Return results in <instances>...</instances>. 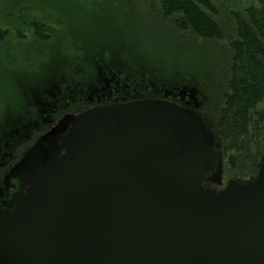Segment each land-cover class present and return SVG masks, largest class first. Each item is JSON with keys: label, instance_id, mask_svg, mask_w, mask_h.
Instances as JSON below:
<instances>
[{"label": "water", "instance_id": "1", "mask_svg": "<svg viewBox=\"0 0 264 264\" xmlns=\"http://www.w3.org/2000/svg\"><path fill=\"white\" fill-rule=\"evenodd\" d=\"M221 164L204 119L166 100L66 114L8 173L25 193L0 206V264H264V157L210 191Z\"/></svg>", "mask_w": 264, "mask_h": 264}, {"label": "rangeland", "instance_id": "2", "mask_svg": "<svg viewBox=\"0 0 264 264\" xmlns=\"http://www.w3.org/2000/svg\"><path fill=\"white\" fill-rule=\"evenodd\" d=\"M122 1L127 3L125 13L130 17L125 19L131 26L147 28L155 15L163 22L161 26L173 27V20H162L159 0ZM257 1L220 0L215 3L220 13L218 23L224 33L223 44L198 46V50L216 55L213 66H206L210 61L207 56L199 68L201 72L204 68L209 75L210 89L202 85L198 89L181 90L179 87H164V96H150L154 85H134L123 80L121 75H115L112 67L108 69L109 64L105 67L101 63L106 58L103 53L72 59L76 56L72 54L75 42H96L100 35L110 32L106 26L111 18L120 15L113 11L119 8V0H0V206L7 210L16 192L25 193V187L17 179L8 177L10 169L74 108L91 109L143 98L166 100L196 111L206 123L216 127L224 104L223 96L229 93L233 59L229 44L237 38L238 17H245L247 9ZM23 5H44L40 7L47 10L46 20L51 23L50 28L37 30L30 24L20 28L16 13ZM149 31L156 33L154 27ZM49 36L53 45L58 46L53 51L59 56L45 54L43 47L47 46L41 42L38 46L34 44L36 39ZM19 44L22 46L16 47ZM65 45L69 52L63 54L61 46L64 48ZM39 51L43 53L40 58L35 54ZM75 64L83 68L84 74L74 69ZM135 90L144 91L135 94ZM220 172V181L206 179L203 186L213 192L224 190L229 181L223 177L222 164ZM3 194L8 196L7 200L2 199Z\"/></svg>", "mask_w": 264, "mask_h": 264}, {"label": "trees", "instance_id": "3", "mask_svg": "<svg viewBox=\"0 0 264 264\" xmlns=\"http://www.w3.org/2000/svg\"><path fill=\"white\" fill-rule=\"evenodd\" d=\"M119 1V8L113 11L120 15L111 18L106 26L110 32L100 35L96 42H75L73 48L77 50L73 49L72 54L76 56L72 59L103 53L106 58L101 63L105 67L109 64L108 69L112 67L115 75H121L134 85H154L150 96H164V87L181 90L198 89L202 85L211 88L209 75L204 68L203 72L199 68L207 56L210 61L206 66H213L216 55L200 51L198 46L223 44L224 33L218 23L220 13L215 5L220 0H159L162 20H173L172 28L161 26L163 22L155 15L147 28L131 26L125 19L130 17L125 13L127 3ZM40 6L44 5L18 8L16 16L20 28L26 24L37 30L50 28L47 10ZM151 27L156 33L149 31ZM237 28V38L229 44L233 52L229 93L223 96L216 127L207 124L221 145L223 177L229 182L243 183L257 176L264 157V0L251 5L245 17H238ZM51 36L36 39L34 44L43 43L47 46L43 47L45 54L59 56L53 51L58 46L53 45ZM61 52H69L68 46H61ZM35 54L40 58L43 53ZM89 63L92 66L91 59ZM74 69L84 74L78 64ZM88 109L90 107L74 108L69 114H80Z\"/></svg>", "mask_w": 264, "mask_h": 264}, {"label": "flooded vegetation", "instance_id": "4", "mask_svg": "<svg viewBox=\"0 0 264 264\" xmlns=\"http://www.w3.org/2000/svg\"><path fill=\"white\" fill-rule=\"evenodd\" d=\"M53 141H54V140H53ZM57 141H58V140H57ZM16 193H18V192H16ZM16 193H15V194H16ZM15 194H14V195H15ZM14 195H13V196H14ZM2 197H3V198H2L3 200H7V198H8V196H7V195H5V194H3V196H2ZM0 201H1V200H0Z\"/></svg>", "mask_w": 264, "mask_h": 264}]
</instances>
